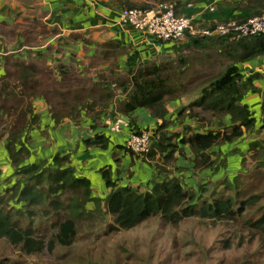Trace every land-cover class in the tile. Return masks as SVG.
Returning <instances> with one entry per match:
<instances>
[{"label":"trees","instance_id":"trees-1","mask_svg":"<svg viewBox=\"0 0 264 264\" xmlns=\"http://www.w3.org/2000/svg\"><path fill=\"white\" fill-rule=\"evenodd\" d=\"M250 1L259 6L255 15L264 14V0ZM214 25L208 28H213ZM20 27L19 23L11 25L7 21H0V119L6 118L0 138L6 136L4 148L10 166L9 182H13L5 186L6 195L0 193V238L18 246L25 254H38L45 250L51 252L56 245H70L76 234L74 216L82 213L86 204L96 199L92 196L89 179L76 174L69 154L57 153L51 159L31 160L35 154L28 134L40 122L35 102L42 101L46 104L48 115L57 126L65 119L78 122L82 112L98 114L111 104V113L131 115L143 108L148 109L155 118H164L167 103L183 96H198L181 107L175 117L178 122L189 119L201 126L211 121L215 123L214 127H207L204 132H193L188 137L186 134L190 127H183L180 139L181 142L188 143L196 169L209 167L216 171L219 162L212 157V149L222 143L236 141L255 128L254 111L243 99L256 92L254 83L264 80V71L244 73L242 67L244 63L257 57H264V34L239 39L196 38V42H206L200 46L202 48L199 51L179 54L166 61L147 60L134 71L130 70L127 76L112 78L110 81L120 89L116 95L110 89L111 84L105 83V78L100 77L98 81L87 79L89 83L85 84L69 69H64L63 65L57 67V79L56 71L52 73L50 65L46 64L45 53L41 50L35 52L37 58H43L45 67L42 68L36 61L15 56L13 51L6 48V40L14 41L20 35L23 39L21 46H39L38 37H33L28 29L20 30L22 33H19ZM54 31L43 27L36 33L40 32L48 37ZM46 37L40 35V40ZM213 63L223 67L216 72L208 71ZM71 74L75 77L73 84H70ZM97 107L101 110L96 111ZM260 113L256 131L258 134L249 147V157L253 160L251 166L244 163V158L242 170L233 179H223L220 182L222 190L218 194H214L217 192L213 190L208 197L196 195L185 189L175 177L153 184L150 191L139 192L119 186L112 179L110 169H101L102 178L110 190L104 198L105 211L113 216L114 228L130 229L154 214H159L162 221L170 223L185 216L199 215L226 222L243 220L249 230L264 234V211L254 219L247 216V212H252L257 206L261 196L254 193L240 198L235 193L241 190L243 176L253 167L259 173L264 172V99L260 105ZM163 127L165 123L160 124L153 132L151 149L146 156L140 158L153 159L157 151L162 152L166 147H171L172 151H168L165 160H173L176 145L172 140L174 137L178 139L180 135L173 133L170 138L165 135ZM139 132L141 131L133 133ZM83 142L86 146L103 148L108 144L107 138L99 134ZM125 148L133 154L126 143ZM157 168L160 170L162 167ZM228 189L234 193L228 194ZM61 192L68 199L69 213L66 217L61 216L55 224L57 230L49 239L36 236L32 223L25 227L20 224L21 217H27L33 212L28 207L43 204L47 197L60 196ZM199 199L201 201L197 204ZM99 203L100 201H96V204ZM50 205L60 214L58 210L63 206L60 200H52ZM257 210L260 211L259 208ZM50 213L51 211L45 210V214ZM224 243L227 246L228 241ZM0 264L6 263L0 261Z\"/></svg>","mask_w":264,"mask_h":264},{"label":"crops","instance_id":"crops-1","mask_svg":"<svg viewBox=\"0 0 264 264\" xmlns=\"http://www.w3.org/2000/svg\"><path fill=\"white\" fill-rule=\"evenodd\" d=\"M134 2L136 4L137 1L0 0V21H7L11 25L19 23L21 27L18 31L22 28L30 30L33 37H38L39 44H42L44 40H40V35L45 34L36 33V31H41L43 27L50 31L54 29V33H50L52 36L47 37H50L49 41H56L64 46H73V48L77 47L78 51L80 47L83 52L77 66L68 67L62 62L59 65H63L64 69H69L79 77L86 79L89 77V81H98L100 77L105 78V83L111 84L110 89H113L117 95L120 89L110 81L112 78L120 79L121 76H127L130 70L134 71L147 60L166 61L174 59L179 54L199 51L202 48L200 46L206 43L201 40L194 43L196 38L188 33L177 41L158 40L134 30L127 24H120L119 10L125 7L124 5L134 4ZM145 2L146 4L155 3V1ZM174 3L176 13L191 16L193 24L199 27L210 26L230 18L243 21L250 15H254L259 9V6L250 0H176ZM209 5H214L215 10H207ZM82 66L84 70H82ZM242 68L244 73L263 72L264 57H257L246 62ZM257 83L260 84V87ZM254 84L257 87L256 92L246 95L243 99L244 103L255 99L263 101L264 80ZM197 98L198 96L196 98L183 96L179 100L167 103V114L164 118H155L150 115L148 109L143 108L131 115L111 113L109 112L112 109L111 104L107 108L104 107L105 111L102 110L98 114L82 112L78 122L65 119L57 126L50 119L46 104L37 101L35 102V111L40 115V122L28 134L29 143L35 154L31 160L51 159L57 153L69 154L70 163L76 174L89 179L92 196L96 198L94 203L96 201L104 202L105 196L110 191L101 175V169L107 168L110 169L112 179L119 186L129 187L139 192L150 191L153 184L175 177L185 189L196 195L208 196L213 192V188H216V192L220 191V182L226 176L220 175L213 182L214 169L209 167L196 169L193 162L194 156L188 143L181 142L180 138L184 125L190 127L186 134L188 137L193 132H204L207 127L212 125L214 127L215 123L211 121L207 125L201 126L198 122L189 119L178 122L175 118L181 107ZM98 110L101 108L97 107L96 111ZM118 116L127 120L128 125L123 126L119 132H111L107 127V122L113 121ZM162 123H165L162 130L166 136L171 138L173 133L180 135L178 139L174 137L172 140V143L176 145L172 161L165 160L168 151H172L171 147H166L162 152L157 151L153 159L137 158L125 148L126 140L131 133L138 130L154 132ZM162 130H158V132ZM256 131L257 127L244 133L239 141H233L229 151H245L241 158V164L244 158L246 165L250 162L249 147L250 142L258 134ZM96 134L107 138L108 144L105 148L86 146L83 142ZM238 143H240V148L237 147ZM211 155L217 158L219 165L216 171L220 172L221 167L225 165L226 157L223 158L216 147L212 149ZM159 166L162 167L160 170L157 168Z\"/></svg>","mask_w":264,"mask_h":264},{"label":"rangeland","instance_id":"rangeland-1","mask_svg":"<svg viewBox=\"0 0 264 264\" xmlns=\"http://www.w3.org/2000/svg\"><path fill=\"white\" fill-rule=\"evenodd\" d=\"M135 1H137L136 4L134 2L130 5L145 7L151 4H146L145 1L157 3L176 0ZM124 6L130 7L127 4ZM23 29L25 28L20 30L23 31ZM19 33L22 32L19 31ZM49 38H44L43 43L39 44H44L42 47H24L21 46L23 39L19 35L14 41L6 40L5 46L13 51L15 56L36 61L41 68L45 67L43 58H37L35 51L42 50L45 52L46 64L50 65L52 73L56 71L55 75L58 79L59 64L62 62L68 67H75L83 52L79 46L78 51L77 47H74L75 49L73 46L65 45V47L59 42L49 41ZM222 67L223 65L213 63L208 71L216 72ZM82 70H84L83 66ZM72 74L77 76L74 72ZM72 74L70 84H73L75 80ZM77 77L85 81L83 83H89L86 78ZM257 84L260 87V84ZM259 101L256 99L251 102L246 101L256 116L255 127L258 126L260 116L261 101ZM5 121V117L0 119V132L5 127ZM5 137L0 138V193L6 195L5 186L13 182H9L10 166L4 148ZM233 143L225 142L216 146L226 160L221 171H215L212 177L213 182L220 175L233 179V176L241 170V158L245 151H229ZM237 147L240 148V143ZM249 159L247 166H251L253 162L251 158ZM257 173L259 171L254 170L253 167L243 176L241 190L235 192L240 198L254 193L261 196L253 211L247 212V216L252 219L264 211V172ZM218 193L214 192V194ZM227 193L232 194L234 191L228 189ZM203 197L206 196L203 195ZM52 200H60L63 205L58 210L60 214H57V209L50 205ZM200 201V199L197 200V204ZM67 204L68 199L63 192L60 196L47 197L43 204L28 207L33 212L27 217L25 215L21 217L20 224L25 227L32 223V227L36 229L35 235L47 240L57 230L55 224L61 216L66 217L69 213ZM86 206L82 213L73 218L76 234L70 245H56L51 252L45 250L28 255L5 238H0V261L6 264H264V234L249 230L243 220L226 222L191 215L170 223L162 221L159 214H154L135 227L123 230L114 228V218L105 211V201L100 202L99 205L91 201ZM258 208L260 211L257 210ZM45 210L51 213L45 214ZM225 241H228L227 246Z\"/></svg>","mask_w":264,"mask_h":264},{"label":"built area","instance_id":"built-area-1","mask_svg":"<svg viewBox=\"0 0 264 264\" xmlns=\"http://www.w3.org/2000/svg\"><path fill=\"white\" fill-rule=\"evenodd\" d=\"M207 10L214 11L215 6L209 5ZM120 24H127L134 30L145 33L158 40L177 41L186 33L198 39L210 37H227L239 39L256 34H264V14L250 15L243 21L230 18L218 22L213 28L199 27L193 24V18L175 12V3L171 1H160L146 7H123L119 10ZM128 121L118 116L113 121L107 122L111 132H119ZM153 132L141 131L131 133L126 140V147L136 156L144 157L151 149Z\"/></svg>","mask_w":264,"mask_h":264}]
</instances>
